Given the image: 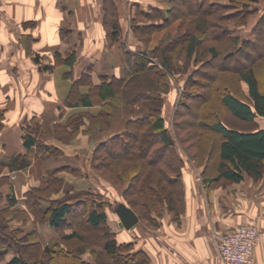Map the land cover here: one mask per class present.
Here are the masks:
<instances>
[{
    "label": "rangeland",
    "instance_id": "obj_1",
    "mask_svg": "<svg viewBox=\"0 0 264 264\" xmlns=\"http://www.w3.org/2000/svg\"><path fill=\"white\" fill-rule=\"evenodd\" d=\"M55 2L58 5L60 0H55ZM108 2L112 3L111 7ZM136 5L146 11L154 6L169 8L171 2L169 0H67L63 5L64 13L59 21L60 30L58 29L59 33H63L62 37L66 45L58 42L52 45L42 44V36L39 35L37 49H32L34 41L30 39L29 33H25V39L22 37L24 39L22 43L20 38L21 48L19 50L16 49V45L10 43L5 44L4 49H0V67L4 65L6 69L10 70L12 67L10 62L13 61V58L18 57L26 63L25 69L30 67L33 70L30 76H16L17 70L13 71L15 76L6 74L4 77L5 84L3 83L5 85V92H3L5 105L0 107V120L2 121H0V135H4L3 133L6 131L11 132L12 135H9V142L4 140L3 143V147L11 152L6 155L4 160L6 165L0 166V211H3V220L9 223L11 230L19 227L17 230L20 232L16 234L13 230L12 236L22 239L27 230L30 231L29 229L34 228L38 240L42 244H46L53 241L60 242L61 235L70 231L69 228L55 230L45 222V219L37 218L34 221L32 216L24 215V209L26 208L24 199L28 194L26 191L31 187H37L39 190L37 197L42 196V199L40 198L42 207L47 205L51 199L64 197L76 198L81 196L83 200L91 199L97 202L100 199L105 201L106 206L103 209L106 212L107 220L104 227L114 232L118 241L133 243L128 248L129 252L141 247V238L144 237L146 229L154 227L150 224L151 221L149 222L144 217H140L138 222L129 230L120 228L118 227V216L113 208L116 201L127 204L128 199L133 202L137 199L136 192L133 194L127 192V179H130L133 175L136 164L142 163L145 172H150L152 168L140 159L129 160L124 157L114 159L112 153L107 155L104 152L94 154L95 147L102 140L120 131L128 118L148 111L144 109L143 105L150 104L149 100L135 103L127 102V97L131 98L138 92L153 90L162 92L163 98L156 106L159 107L164 117L165 126L174 139V146L182 151L185 147L190 154H195L192 158H194L196 166L209 165L207 177L213 173L214 166L218 161L215 145H212L218 139V136L208 128H200L197 124L199 119L204 120L206 123L220 120L230 127L244 130L264 126V118L262 117H256V122L237 119L218 99L223 91L218 89L215 92L214 88L223 85L227 86L226 91L229 90L231 93L245 99L246 84L240 82L237 75L232 71H217L221 78L212 80L210 86L206 88L200 85H186L187 76L192 73L194 68L200 66L204 60H210L212 66L202 67V69L206 70L207 73H215L214 71L219 68L218 65L221 62L211 58L208 47L218 46L219 53L222 54L218 56L224 57L223 54L227 53L224 48L228 43L227 41L208 40L202 45L200 54L197 52V54L188 57L186 60L182 58L183 52L178 51L181 55H171V58L174 59L173 63H175L173 68L170 67L172 65L166 68L161 58L163 57L162 48L173 47V45L179 46V41H175L174 38H179V35L185 29L184 27L175 29L178 20H174L168 27L150 34L138 31L134 29V23L148 22V19L137 16ZM176 5L181 7L183 4L177 2ZM249 5V13L246 12L247 9L244 7V14L241 9L242 13L240 12L239 15L235 16L234 20L217 21L227 24L229 27H235L233 33H239L241 37L243 35L252 36L254 34L251 29L254 22L261 14H264V0H257ZM114 18L118 25L116 33L119 38L118 41H114L116 44L112 45L110 23L111 19ZM188 19L189 17L186 18V20ZM55 30L57 31V28ZM27 32L29 31L27 30ZM59 33L56 35L57 41L61 40ZM120 43H122L120 48L127 49L130 53L142 51L145 46L150 50L153 48L154 52L151 51L149 54H145L148 55L147 66H150V68L126 75L127 77L123 79L120 85L119 95L117 94L114 100L110 99L106 104L97 100L91 106H69L68 103L72 101L70 97L71 83L87 71L83 70L81 75L74 74V77L64 74L67 71H72L73 65L57 61L58 56L56 55L58 54L59 57L64 58L69 52L74 51L75 62L76 59L79 61L81 56L83 65L88 63L87 56L93 55L91 59L93 66L99 60L101 65L98 70H104L108 73L112 71V65H119L121 62L118 56L115 55L118 49L117 46ZM19 52L22 54L18 55ZM256 56L255 60L251 61V65L262 82L264 81V55ZM45 67H48L49 71ZM65 68L67 69L64 70ZM157 68L162 70V73L159 74L156 71ZM118 71L121 72V69ZM54 72L56 73L55 76ZM98 75L97 73L93 77L95 82ZM193 77L197 79L198 74L195 73ZM200 80L205 81L206 79L202 77ZM66 81H69V84H66L64 88H59L58 91L55 90V84L65 83ZM51 82L53 83L52 89L48 85ZM21 84H27L28 92L21 93L14 90L15 86L20 87ZM79 85L83 93L88 90L86 83L83 82ZM202 90L207 95L205 100H202L200 96H196L195 102L188 94L189 91ZM38 98H41L40 100H43V102H40ZM184 100L186 103L193 105L189 111L183 109L182 102ZM86 111L88 112L85 113ZM101 111H104L103 115L99 116L98 113L101 114ZM71 116H76L83 122L79 125V129L75 130L67 121ZM6 118L8 119L6 120ZM179 122L181 125L178 124ZM72 124L77 125V123ZM200 132L205 134L202 135ZM27 134H32L35 137V145L29 151L22 146L24 137ZM190 134H192L191 137L187 138ZM16 141L21 143V149L19 145H16ZM47 145L49 146L48 152L42 149V146ZM183 153L188 158L184 151ZM16 155L19 157L18 163L24 156L29 158L30 163L25 167H21L19 174L16 173L15 176V173L9 169L8 164ZM110 164H114L113 167ZM55 169H57L55 173H51ZM10 195L15 197V203H12ZM134 203L135 208L141 212L140 204ZM81 224L80 227L82 228L79 229V233L85 239L82 241L76 239L64 240L62 243L67 249L71 250L70 255L75 253L77 247H81L80 251L82 252L78 255L84 260L96 264H116L109 261L102 253L100 245L102 231L92 229L85 221ZM0 234L3 233L0 231ZM37 238L33 235V239L22 240L23 242H29L34 239L37 240ZM28 244H31V242ZM11 251L13 250L11 249ZM11 255V253H8L5 259L0 260V264H5ZM70 255L68 258L61 259L62 264H69L68 259L72 258V255Z\"/></svg>",
    "mask_w": 264,
    "mask_h": 264
},
{
    "label": "trees",
    "instance_id": "obj_2",
    "mask_svg": "<svg viewBox=\"0 0 264 264\" xmlns=\"http://www.w3.org/2000/svg\"><path fill=\"white\" fill-rule=\"evenodd\" d=\"M254 1L257 0H169L171 2L169 8L154 6L146 11L142 10L139 5H136L137 16L148 19V22L134 23V29L150 34L168 27L174 20H178L175 29L184 27L185 30L179 35L180 37L174 38L175 41H179L180 47L178 45H173V47L170 45L171 47L169 48H162L163 57L161 58L166 68L170 65L173 68L175 63H173L174 59L171 58V55H181L178 51L183 52L182 58L186 60L188 57L197 54V52L200 54L202 45L208 40L227 41L228 43L224 47L227 53L223 54L225 55L224 57L218 56L222 55L219 53L218 46L208 47L211 58L217 62H221L218 65L219 68L214 71L215 73H207L205 72L206 70L202 69V67L207 68L212 66L210 60H204L200 66L194 68L192 73L187 76L186 85H200L206 88L210 86L212 80L221 78L217 74V71H232L237 75V79L240 82L246 84L247 92L245 99L231 93L229 90L226 91L225 89L228 88L225 85L215 87L214 91L216 92L218 89L223 91L218 99L234 117L247 122H256V117L264 118V81L261 82L254 72L251 61L255 60L256 55H264V14H261L254 22L251 29L254 34L252 36L243 35L241 37L239 33H233L235 27H229V25L217 21L234 20L235 16L239 15L241 9L243 10L244 7L247 9L246 12L249 13V4ZM177 2H182L183 5L180 7L176 5ZM108 4L111 7L112 3L108 2ZM253 10L254 8L252 12ZM187 17H189L188 20H186ZM110 24L112 45H115L114 41H118L119 38V35L116 33L118 31L116 19H111ZM136 30L134 31L137 32ZM118 46L117 48L121 51V54L117 56L121 61L120 65L124 68V74L121 77L98 75L95 82L92 76L88 72H85L71 83L70 97L72 101L68 103L69 106H91L97 100L100 103L106 104L110 99L114 100L117 94L119 95L120 85L123 79L127 77L126 75L150 68V66H147L148 55L145 54H149L151 51L154 52L153 48L150 50L145 46L142 51L130 53L128 50L120 48L122 43ZM126 53H129L130 56L125 55ZM74 54V51L69 52L64 58L59 57L57 54V61L72 66L75 62ZM45 69L48 70L49 68L45 67ZM157 69L156 71L159 74L162 73V70ZM195 73L198 74L197 79L193 77ZM64 74L73 76L72 71H67ZM202 77L206 80H200ZM83 82L88 85V90L84 93L81 91L79 85ZM159 91H141L131 98L127 97V102L129 103L149 100L150 104L146 103L143 105L144 109L148 111L128 118L120 131L102 140L95 147L94 151L95 155L100 152L107 153V155L112 153V158L114 157V159L119 157L129 160H133L134 158L140 159L152 168L150 172H145L144 165L137 163L133 175L130 179H127V192L132 194L136 192L137 199L134 202L140 204L142 213L135 208L133 201L128 199L127 204H125L135 211L139 219L140 217H144L147 221H151L150 224L154 227L159 225L158 218L162 216L164 211L173 212L176 216L183 212L181 172L183 160L178 152V148L174 146L175 142L171 133L165 126L164 117L159 107L156 106L163 98L162 92ZM188 94L194 101L199 96L202 97V100H205L207 96L204 90L189 91ZM182 104L183 109H186V111H189L193 107L192 104L186 103L185 100ZM103 112L101 111V114L98 113L99 116L103 115ZM204 113L206 114V112ZM67 121L70 122L71 127L75 130L79 129V125L83 123L76 116H71ZM72 123H77V125H73ZM178 124L181 125L180 122ZM197 124L200 128H208L214 132L213 134L218 136V139L212 144L213 146L215 145L218 156V161L215 165L217 174L213 177L209 176L208 180L216 181L220 178H225L239 181L242 178L243 172L255 177L262 176L264 179V126L244 130L230 127L220 120L206 123L201 119L197 121ZM200 134L203 135L205 133L200 132ZM191 135L187 136V138H190ZM157 142L159 144L156 145ZM23 145L29 151L35 145L34 135H25ZM47 146H42V149L48 152L49 146ZM183 151L187 154L188 158L194 159L192 157L195 154H190L185 147ZM18 159V155L12 158L10 164H8L10 169L25 167L30 163L27 156H24L20 163H18ZM113 165L111 166L113 167ZM56 170H52L53 172L51 173H55ZM123 179L125 180V178ZM38 191L37 187H31L26 191L28 194L24 199V202H26L24 215L32 216L34 221L37 218L45 219V222L55 230L69 228L70 231L61 235L60 242L53 241L42 244L38 240L37 233L33 228L29 229L30 231L27 230L22 239H33L34 235L37 240L23 242L21 238L12 236V232L15 231L16 234L20 232L17 230L19 227L11 230L8 225L9 223L3 220V211H0V231L3 233L0 234V260L5 259L8 253L12 254L5 264H62L61 259L68 258L71 252V250L62 244L63 241L71 239L82 241L85 239L79 233L83 221L87 222L92 229H100L102 231L100 245L102 253L109 261L116 264L148 263L149 257L142 247L129 252L128 248L133 243L118 241L115 233L104 227L107 220L106 212L103 209L106 206L105 201L100 199L97 202L91 199L83 200L81 196H77L76 198L64 197L61 199H51L47 205L42 207V196L37 197ZM9 197L12 203H15V197L12 195ZM118 202L122 201H116L114 207ZM75 219H77L76 223ZM30 242L31 244H28ZM80 248L77 247V252L75 251L74 254H71L72 256L70 255L72 258L68 259L69 264H96L82 259L78 255L82 252ZM11 249L13 251L10 252Z\"/></svg>",
    "mask_w": 264,
    "mask_h": 264
},
{
    "label": "crops",
    "instance_id": "obj_3",
    "mask_svg": "<svg viewBox=\"0 0 264 264\" xmlns=\"http://www.w3.org/2000/svg\"><path fill=\"white\" fill-rule=\"evenodd\" d=\"M66 1L60 0L57 5L55 0H0V49H4L5 44L10 43L16 45V49L19 50L20 38L22 43L25 33H29L30 39L34 41L32 49H37L39 35L42 36V44L52 45L57 42L65 44L63 33H59V21L64 13L63 5ZM58 33L61 40L57 41ZM118 51L117 49L115 55L121 54V51L120 53ZM92 56H87L89 60L86 65H83L81 56L79 61L76 59L72 66L73 77L74 74L81 75L83 70L88 69L87 72L93 80L97 73L109 77H121L124 74V68L120 64L112 65V71L108 73L104 70L99 71L101 62L98 60L93 66ZM22 60L18 57L13 58L10 70L4 65L0 67V107L5 105L3 96L5 75L15 76L13 71L17 70L16 76H30L33 71L30 67L25 69L26 63ZM66 84H69V81L55 84V90L64 88ZM48 85L52 89L53 83ZM14 90L26 93L27 84L15 86ZM38 99L43 102L41 98ZM3 134L0 135V166L6 165L4 160L11 152L3 147V143L4 140L9 142V135L12 134L8 131ZM16 142L21 149V143ZM178 152L183 160L181 166L183 212L176 216L173 212L164 211L158 218L159 225L146 229L144 237L141 238V247L149 257L147 264H224L216 246L217 234L232 230L241 224H254L264 229V179L262 176L255 177L243 172L239 181L225 178L208 180L209 176L217 174L215 166L213 173L207 177L209 165L196 166L194 160L187 158L180 148ZM10 170L16 176L21 169ZM253 260V264H264V237L254 246Z\"/></svg>",
    "mask_w": 264,
    "mask_h": 264
},
{
    "label": "built area",
    "instance_id": "obj_4",
    "mask_svg": "<svg viewBox=\"0 0 264 264\" xmlns=\"http://www.w3.org/2000/svg\"><path fill=\"white\" fill-rule=\"evenodd\" d=\"M264 237V229L254 224H241L217 234L216 246L224 264H253V250Z\"/></svg>",
    "mask_w": 264,
    "mask_h": 264
},
{
    "label": "water",
    "instance_id": "obj_5",
    "mask_svg": "<svg viewBox=\"0 0 264 264\" xmlns=\"http://www.w3.org/2000/svg\"><path fill=\"white\" fill-rule=\"evenodd\" d=\"M115 213L119 218L118 226L124 229H130L139 220L135 211L124 202H118L114 207Z\"/></svg>",
    "mask_w": 264,
    "mask_h": 264
}]
</instances>
